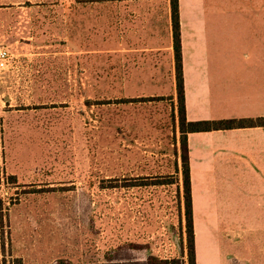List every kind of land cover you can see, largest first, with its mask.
<instances>
[{
  "label": "rangeland",
  "instance_id": "rangeland-1",
  "mask_svg": "<svg viewBox=\"0 0 264 264\" xmlns=\"http://www.w3.org/2000/svg\"><path fill=\"white\" fill-rule=\"evenodd\" d=\"M70 2L0 0V199L12 204L0 251L11 254L6 264H100L110 251L116 264L181 258L187 223L176 79L130 84L149 80H136L143 71L120 69L109 54L86 53L111 49V38L77 37ZM195 2L182 0L186 119L228 120L221 87L208 96L198 86L208 74L197 68L204 37L190 21L206 0ZM83 8L90 20V10L110 4ZM229 9L216 14L237 13L236 3ZM222 75L216 71L217 84ZM229 136L188 135L196 264H264V213L246 212L255 206L254 167Z\"/></svg>",
  "mask_w": 264,
  "mask_h": 264
},
{
  "label": "crops",
  "instance_id": "crops-1",
  "mask_svg": "<svg viewBox=\"0 0 264 264\" xmlns=\"http://www.w3.org/2000/svg\"><path fill=\"white\" fill-rule=\"evenodd\" d=\"M71 2L73 3L69 5L75 6L73 9L77 11L75 15L77 21H74L78 27L77 37H85L84 33L91 31L93 37L103 32L104 37L111 38L110 44L107 45L111 49L92 50L86 53L109 54L113 63L121 64L120 69L133 68L143 71L140 75L136 74V80H141L139 78L149 80L130 84H164L163 81L152 82L154 79L166 80L170 84L174 82L170 0H71ZM234 2L237 5V13L216 14V9L231 11L229 5ZM195 3V0H192V4ZM107 4H110L107 11L100 9L89 11L94 14L93 19L88 20L85 16L87 9L83 6ZM200 6L204 13L195 16L190 23L191 29L195 27L193 23H196L197 32L204 37V45L201 47L202 65L199 64L197 68L202 67L203 70L206 68L208 74L201 78L202 81L198 80V86L206 87L204 91L208 96L212 92H217L215 88L221 87L224 119H264V0H206L205 11L203 5ZM178 12L187 114L185 63L189 27L188 20L183 16L182 0H178ZM73 26H76L75 23ZM237 35L238 40L236 38L232 40V37ZM242 35H245L244 39L241 38ZM247 35L253 37L251 41L247 40ZM226 38L229 40L226 41ZM195 52L199 50L196 48ZM81 53L83 52L80 51L79 54ZM158 70L159 73H151ZM220 70L223 74L222 82L219 80L221 85L214 81L216 71ZM198 77L197 74V79ZM200 133L229 134L228 139L232 141L231 143L245 146L247 150L245 156L254 167L256 186L254 209L247 208L246 212L264 213V126Z\"/></svg>",
  "mask_w": 264,
  "mask_h": 264
},
{
  "label": "trees",
  "instance_id": "trees-1",
  "mask_svg": "<svg viewBox=\"0 0 264 264\" xmlns=\"http://www.w3.org/2000/svg\"><path fill=\"white\" fill-rule=\"evenodd\" d=\"M171 6V22H172V36H173V53L175 62V79H176V99H177V112L178 124L180 130V145L182 149L181 163H182V181L184 188V201H185V216L187 223V244L186 251L181 258L163 259L153 255H149L145 262H134L131 264H196L195 248H194V233L192 224V198H191V181L189 169V150H188V135L192 133L222 131L236 128H252L256 126H264V119H241V120H204V121H187L185 111V96L182 77V57H181V40H180V25H179V12L178 0H170ZM12 183H16L14 176H9ZM157 185V183H151ZM162 184V183H161ZM0 199V223H2L3 215L7 218V213L12 204L4 205ZM11 203V202H10ZM4 244V243H3ZM133 244H130L131 246ZM3 246V245H2ZM131 248V247H129ZM134 249V248H131ZM115 251V250H114ZM112 253H107V258L100 264H116L112 261ZM1 259L0 264H6L7 254L3 249L0 251ZM15 264H22L20 259H14ZM57 264H64L59 260Z\"/></svg>",
  "mask_w": 264,
  "mask_h": 264
},
{
  "label": "built area",
  "instance_id": "built-area-1",
  "mask_svg": "<svg viewBox=\"0 0 264 264\" xmlns=\"http://www.w3.org/2000/svg\"><path fill=\"white\" fill-rule=\"evenodd\" d=\"M6 59V54L5 53H1L0 54V65H3V61H5Z\"/></svg>",
  "mask_w": 264,
  "mask_h": 264
}]
</instances>
